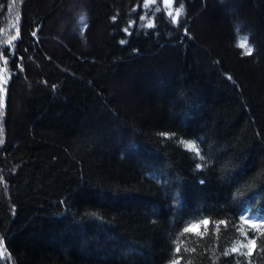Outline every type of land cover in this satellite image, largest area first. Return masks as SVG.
Wrapping results in <instances>:
<instances>
[{"label":"trees","instance_id":"1","mask_svg":"<svg viewBox=\"0 0 264 264\" xmlns=\"http://www.w3.org/2000/svg\"><path fill=\"white\" fill-rule=\"evenodd\" d=\"M223 1L0 0V264H264V0Z\"/></svg>","mask_w":264,"mask_h":264},{"label":"rangeland","instance_id":"2","mask_svg":"<svg viewBox=\"0 0 264 264\" xmlns=\"http://www.w3.org/2000/svg\"><path fill=\"white\" fill-rule=\"evenodd\" d=\"M75 3V5L73 6V9H72V11H76V10H78V9H82V8H84L85 7V5L84 4H82V3H80V2H74ZM223 5H224V7L227 9V10H229V8H231L232 7V2L230 1V0H224L223 1ZM199 16H200V12L198 13V14H196L195 15V18L197 19V18H199ZM233 25H234V23H233ZM66 26H67V24H66V22L65 23H61L60 25H59V28L55 31V33H56V35H51V34H49V33H44V39L45 40H50V41H52L53 43H55L56 45H58V46H64V44L60 41V39L61 40H67L68 38H71V37H74L75 36V26H74V23H72L71 24V26H70V29L68 30V32H66L65 31V29H66ZM232 29H233V27H232ZM197 31H199V30H197ZM81 42H83V40L82 39H79ZM85 45H87V43L85 44ZM30 62V64H32V66H34V68H37V69H39L40 68V66H39V63H38V61L35 59V58H29L28 59V63ZM0 78H2L3 79V81H4V87L6 86V84L8 83V81H9V78H10V75H9V73L8 72H6L5 70L2 72V73H0ZM24 84L25 85H28V83H27V81L25 80L24 81ZM4 95H2L1 97H0V100L2 101L3 100V97Z\"/></svg>","mask_w":264,"mask_h":264},{"label":"snow or ice","instance_id":"3","mask_svg":"<svg viewBox=\"0 0 264 264\" xmlns=\"http://www.w3.org/2000/svg\"><path fill=\"white\" fill-rule=\"evenodd\" d=\"M151 2H154V0H146V3H151ZM164 4L167 6L168 4H170L172 2V0H163ZM169 15H171V13H169ZM178 13H177V17H178ZM174 23H176V21L174 20L173 21ZM149 27H151V25H149ZM9 43H11V41H9ZM124 41L121 40V44H123ZM251 55V53H249ZM0 59H3V55L0 54ZM4 63L7 64L8 61L5 59L4 60ZM3 72V69H0V73ZM5 94V87H4V81L2 78H0V96L4 95ZM201 183H204V181H201ZM209 222L207 220L203 221V225H207ZM196 227H200V226H197V225H193L192 228H189V229H185V231H191L192 229L196 228ZM250 227H252L253 229H257V228H261V227H264V224H256V223H252L250 224ZM0 243H3V241H0ZM245 247H247L248 249V252H247V255L250 257L252 256L253 254V251L256 247V240L255 239H250L248 244L245 245ZM179 250L177 249V252ZM234 251H237L234 249ZM172 264H180L179 260H176V261H172Z\"/></svg>","mask_w":264,"mask_h":264}]
</instances>
